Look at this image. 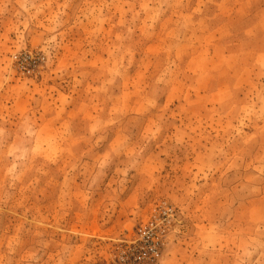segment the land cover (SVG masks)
I'll return each mask as SVG.
<instances>
[{"label": "rangeland", "instance_id": "obj_1", "mask_svg": "<svg viewBox=\"0 0 264 264\" xmlns=\"http://www.w3.org/2000/svg\"><path fill=\"white\" fill-rule=\"evenodd\" d=\"M193 2L0 0V264H130L153 218L166 231L156 264H264V127L234 101L182 92L180 59L212 48L201 37L224 35L228 14L227 0H198L197 20L182 18ZM142 50L171 105L132 81ZM22 51L43 54L39 73L16 68Z\"/></svg>", "mask_w": 264, "mask_h": 264}, {"label": "crops", "instance_id": "obj_2", "mask_svg": "<svg viewBox=\"0 0 264 264\" xmlns=\"http://www.w3.org/2000/svg\"><path fill=\"white\" fill-rule=\"evenodd\" d=\"M180 3L186 7L184 1ZM197 4L198 0H194L189 12L183 10L182 18L197 20L205 7L203 4L201 10L196 12ZM225 9L228 12L227 17L223 19L225 23L219 25L224 35L217 36L220 32L216 31L209 33V36H202L201 40H211L214 46L212 48L204 46L200 53L191 51L190 55L180 59L183 61L181 70L183 77L180 78L182 92L186 87L192 86L194 89H204L206 103L231 100L237 105L245 106L249 111L254 110L251 118L254 122H251V126L262 129L264 118L259 121L264 117V0H227ZM205 16L210 21L211 17ZM222 40L226 42L224 45L220 42ZM167 55L168 53L165 56ZM198 56L204 58L205 65L202 69L199 64L191 67V62H195ZM158 59L154 53L147 50L136 52L131 73L136 86L147 90L150 98L156 102L160 99L161 106L164 107L174 103L176 97L171 92L173 90L171 85L155 84L153 74L158 71L156 67ZM184 76L194 77L197 82L200 81L199 85L187 84L183 81ZM142 81L149 82L147 88L140 84ZM179 97L181 96L177 99ZM124 135L129 137L126 133ZM259 167H264V164Z\"/></svg>", "mask_w": 264, "mask_h": 264}, {"label": "built area", "instance_id": "obj_3", "mask_svg": "<svg viewBox=\"0 0 264 264\" xmlns=\"http://www.w3.org/2000/svg\"><path fill=\"white\" fill-rule=\"evenodd\" d=\"M12 60L22 74L36 75L39 73L45 58L43 54L34 51H22L13 54ZM162 215L174 218L175 213L168 205L163 206ZM165 225L153 218L142 223L137 230V237L128 248L130 264H156L165 246Z\"/></svg>", "mask_w": 264, "mask_h": 264}]
</instances>
